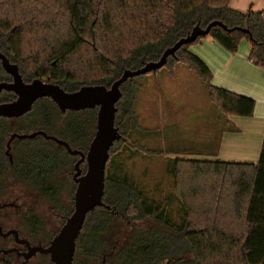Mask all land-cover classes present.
<instances>
[{
  "label": "trees",
  "instance_id": "obj_1",
  "mask_svg": "<svg viewBox=\"0 0 264 264\" xmlns=\"http://www.w3.org/2000/svg\"><path fill=\"white\" fill-rule=\"evenodd\" d=\"M230 1L0 0V52L19 67L24 80H45L67 93L84 86L109 88L124 70L158 61L195 26L204 29L218 21L229 29L249 33L213 27L191 45L210 38L235 54L245 39L250 46L249 59L264 69V12L241 13L230 8ZM191 45L180 48L166 66L186 65L205 84L211 103L221 115L251 117L254 100L212 86L209 69L189 51ZM139 78L120 87L122 96L115 105L114 124L124 138L129 132L127 123L137 127L133 107L134 83ZM9 81L0 66V83ZM13 98L12 93L3 92L0 103ZM96 112L61 114L50 99L43 98L35 102L15 131H43L86 152L95 132ZM7 122L0 121V196L7 170L2 153L12 132ZM15 142L21 145L17 157L21 174L14 176L48 201H55L61 177L72 170L74 158L41 136ZM121 143L111 147L110 158ZM171 170L184 213L182 224L176 228L159 218L156 220L167 229L165 233L155 229L132 232L130 244L118 252L116 260L124 264H264V136L256 164L176 158ZM102 202L110 210L100 207L87 214L76 240L73 264L79 254L90 259L105 248L101 235L115 218L136 220L148 214L129 186L106 176ZM72 211L64 213L65 219ZM185 255H191L192 261Z\"/></svg>",
  "mask_w": 264,
  "mask_h": 264
},
{
  "label": "rangeland",
  "instance_id": "obj_2",
  "mask_svg": "<svg viewBox=\"0 0 264 264\" xmlns=\"http://www.w3.org/2000/svg\"><path fill=\"white\" fill-rule=\"evenodd\" d=\"M243 45L250 47L248 41L243 39L235 54H241ZM134 84L136 95L133 111L137 127L127 123L129 132L125 138L130 143L119 144L117 153L111 158L109 156L105 176L108 180L129 186L145 205L148 214H142L136 220L115 218L101 235L105 248L90 259L79 254L76 264H102L103 256L107 264H124L116 259L118 252L130 244L129 235L132 232L155 229L165 233L167 229L156 220L159 218L173 227H179L184 213L176 198L172 161L176 158L209 160L196 158L195 155L213 152L222 134L234 130L232 119L221 115L211 103L202 80L182 63L164 66L155 73L142 76ZM73 162L72 170L61 177L60 193L52 202L32 186L15 182L12 176L6 178L0 204L11 202L15 205L0 210L3 229L17 230L19 236L30 239L32 245L38 242L47 244L64 224V213L73 209ZM160 210L162 213H158ZM35 222L38 223L37 227ZM3 247L17 246L10 238L3 243ZM111 250L115 253L109 257ZM185 258L192 261L191 255H185ZM0 261L10 264L23 262L13 254L0 255ZM27 264L52 263L48 256L37 255Z\"/></svg>",
  "mask_w": 264,
  "mask_h": 264
},
{
  "label": "water",
  "instance_id": "obj_3",
  "mask_svg": "<svg viewBox=\"0 0 264 264\" xmlns=\"http://www.w3.org/2000/svg\"><path fill=\"white\" fill-rule=\"evenodd\" d=\"M213 27H220L229 33L233 31L249 33L247 30L240 28L229 29L218 21L211 22L204 29L197 25L185 38L180 39L172 47L166 49L158 61L146 63L136 70H124L109 88L104 86H84L72 93L64 92L59 86L39 79L31 81L29 84L24 83L19 75L17 65L10 63L0 52V66L5 74L12 79L10 83H0V94L7 92L16 96L13 102L0 104V119L20 118L31 111L35 102L43 98L50 99L61 114L67 111L97 110L95 132L85 153L72 150L66 142L43 131L12 136L11 139L15 137L19 139H34L41 136L45 140L64 147L70 156H79V160L74 165L72 176V181L76 185L73 196V211L65 219L64 224L52 238L49 245L45 248L30 246L27 240L19 238L17 231L11 230L5 233L4 236H12L16 244L26 247V251L24 254H18L16 249H7L0 250V253L7 255L15 252L17 255H23L26 261L40 254L48 256L52 264H73L76 240L81 233L87 214L100 207L110 210V207L102 202L105 168L110 156L109 151L114 143L119 141L127 142V139L120 135L114 124L117 111L115 105L122 96L120 87L128 80L157 72L166 66L168 59L170 57L173 58L180 48L206 37ZM83 162L86 163V170L84 175L81 176L79 166Z\"/></svg>",
  "mask_w": 264,
  "mask_h": 264
},
{
  "label": "crops",
  "instance_id": "obj_4",
  "mask_svg": "<svg viewBox=\"0 0 264 264\" xmlns=\"http://www.w3.org/2000/svg\"><path fill=\"white\" fill-rule=\"evenodd\" d=\"M230 8L241 13L249 10L264 12V0H231ZM189 51L209 69L212 86L248 97L255 102L251 117H227L232 119L230 121L234 130L222 134L213 152L195 157L256 164L264 136V69L249 59L250 47L245 45L241 54H230L213 40L206 38L194 44Z\"/></svg>",
  "mask_w": 264,
  "mask_h": 264
},
{
  "label": "flooded vegetation",
  "instance_id": "obj_5",
  "mask_svg": "<svg viewBox=\"0 0 264 264\" xmlns=\"http://www.w3.org/2000/svg\"><path fill=\"white\" fill-rule=\"evenodd\" d=\"M18 67V66H17ZM18 72H19V75L21 76V78H22V81L24 82V83H26V84H29V83H31V81H33V80H36V79H26V80H24L23 79V74L22 73H20V70H19V67H18ZM10 77V76H9ZM12 81V79H11V77H10V81L9 82H7V83H10ZM42 81H44V82H46L45 80H42ZM47 83V82H46ZM1 94H3V92L1 93ZM0 94V95H1ZM13 94V93H12ZM13 96H14V98H13V100L12 101H9V102H2V103H0V104H5V103H10V102H13L15 99H16V96L13 94ZM35 104V103H34ZM32 108H33V106H32ZM32 110V109H31ZM67 112H69V111H67ZM28 114V113H27ZM27 114H25L24 116H26ZM64 114H66V112L64 113ZM24 116H22V117H20V118H14V119H4V118H1L0 119V121L1 120H7L8 122H7V125H8V127L12 130V132L10 133V135H9V137L7 138V140H6V142H5V149H4V151H3V156H4V160H5V162H7V170H6V172H5V176H4V178H3V180H2V186H4L5 185V182H6V178H8L9 176H12L13 177V179H14V181L15 182H17V183H19V184H23V185H25L24 183H22V182H20L15 176H14V174H16V173H18V174H21L20 172V166H19V163L17 162V157L21 154V150H19L20 149V147H21V145H19V144H15L16 142L15 141H18V140H25V139H19V138H17V137H15V138H13V139H11L12 138V136L13 135H18V136H20V135H25V134H19V133H17L15 130H16V128L17 127H19V124H20V120L24 117ZM36 132V131H35ZM34 133V132H33ZM51 136V135H50ZM58 139V138H57ZM30 140V139H29ZM59 140H61V139H59ZM46 141H48V140H46ZM61 141H63V140H61ZM49 142H52V141H49ZM65 142V141H64ZM52 143H54V142H52ZM67 143V142H66ZM57 147H59V148H62V149H64L65 150V148L64 147H62V146H60V145H58V144H56V143H54ZM68 144V143H67ZM69 145V144H68ZM69 147L71 148V146L69 145ZM72 150H76V149H73V148H71ZM77 151H81V150H77ZM65 152H66V150H65ZM81 152H83V151H81ZM67 153V152H66ZM83 153H85V152H83ZM68 154V153H67ZM69 155V154H68ZM70 156V155H69ZM72 158H74V162H73V168H74V165H75V163L79 160V156H71ZM13 168H14V170H13ZM79 168H80V170H81V176L82 175H84V173H85V170H86V163L85 162H83L80 166H79ZM11 170H13V171H11ZM72 176H73V174H71V179H72ZM74 183V182H73ZM75 184V183H74ZM26 186H28V185H26ZM75 188H76V185H75ZM14 203H11V202H6V203H4V204H0V210H3V209H5V208H7V207H14ZM0 229H1V231H0V250H7V249H5L4 247H3V243H5L7 240H9L10 238H12V240H13V243L17 246V247H21L22 249H19V248H17V247H12V248H8V249H16L17 251H18V254L20 253V254H24L25 253V251H26V247L24 246V245H18V244H16L15 242H14V238L12 237V236H4V234L5 233H7L8 231H11V230H14V229H9V230H4L3 229V227L1 226V223H0ZM15 231H17V230H15ZM17 233H18V236H19V232L17 231ZM19 238L20 239H24V240H27L28 242H29V244H30V246H38V247H47L48 245H49V243H50V241L52 240H50L49 242H47V244H42V243H40V242H38V243H36V244H33L32 245V243L30 242V239H28V238H21L20 236H19ZM113 250H111V252L108 254L109 255V257H112L113 256ZM10 254H13V255H15V257L17 258V259H22L23 260V262H21V264H27L32 258H34V257H36L37 255H40V254H37V255H35L34 257H32L31 259H29L28 261H26V260H24V258H23V255H17V253H15V252H13V253H10ZM10 254H7V255H4V254H2V253H0V255H2V256H8V255H10ZM73 260H74V258H73ZM102 264H107L106 263V258H104V256H103V261H102Z\"/></svg>",
  "mask_w": 264,
  "mask_h": 264
}]
</instances>
